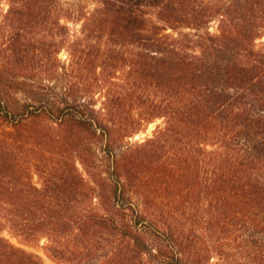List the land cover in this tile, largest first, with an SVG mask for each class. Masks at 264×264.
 Returning <instances> with one entry per match:
<instances>
[{"label":"trees","instance_id":"1","mask_svg":"<svg viewBox=\"0 0 264 264\" xmlns=\"http://www.w3.org/2000/svg\"><path fill=\"white\" fill-rule=\"evenodd\" d=\"M93 1L5 0L0 264H264V0Z\"/></svg>","mask_w":264,"mask_h":264},{"label":"rangeland","instance_id":"2","mask_svg":"<svg viewBox=\"0 0 264 264\" xmlns=\"http://www.w3.org/2000/svg\"><path fill=\"white\" fill-rule=\"evenodd\" d=\"M60 1L65 5L79 4V5H81V7H83V9L89 10V11L92 10L96 4L93 0H60ZM1 9L2 10H0V16H1L2 12H4V10L6 9L5 0L2 1ZM209 26H210L209 30L211 32H216V23L211 22L209 24ZM69 27H70V29L75 30V28H77V25L70 23ZM261 41H264V37L261 40H257V42H261ZM59 57L62 60H64L66 58V52L61 51L59 54ZM160 123H161V120H155L154 122L145 125L139 133L135 134L134 136H132L128 140L130 142L143 141L145 138L150 137L152 135L156 126L159 125ZM33 180L37 181V177L34 176ZM2 233L14 245L22 248L23 250H25L26 252H28L30 254L37 256L42 264H64L62 262H59L55 259L50 258L45 253V250L43 248V245L45 243L44 239H42L40 241H25V240L21 239L20 237L15 236L13 233H11L7 230L3 231Z\"/></svg>","mask_w":264,"mask_h":264}]
</instances>
